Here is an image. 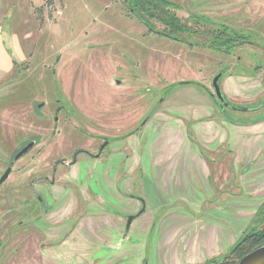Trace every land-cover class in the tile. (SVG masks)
<instances>
[{
	"label": "rangeland",
	"instance_id": "obj_1",
	"mask_svg": "<svg viewBox=\"0 0 264 264\" xmlns=\"http://www.w3.org/2000/svg\"><path fill=\"white\" fill-rule=\"evenodd\" d=\"M167 1L194 30L189 44L149 32L123 0L2 1L3 41L14 55L8 41L15 37L19 59L0 74V177L11 167L0 183V264L83 260L75 247L101 242L97 233L112 225L111 207L140 198L142 172L124 170L129 160L139 163L143 126L151 119V126L160 120L183 126L201 158L202 185L211 197L199 209V222L210 211L232 224L233 211L242 209L241 228L219 262L264 226V211L257 214L264 204V0ZM224 27L250 44L229 56L202 45L209 31ZM221 70V91L230 89L226 100L246 110L221 113L208 95ZM184 86L209 97L207 118H183V109L176 114L164 106L175 97L185 100ZM168 209L173 216L150 213L146 264H157L152 247L159 227L172 226L178 212L194 214L186 202ZM164 214L162 223L168 222L160 225ZM120 222L126 230L127 219ZM174 251L167 247L158 256Z\"/></svg>",
	"mask_w": 264,
	"mask_h": 264
},
{
	"label": "crops",
	"instance_id": "obj_2",
	"mask_svg": "<svg viewBox=\"0 0 264 264\" xmlns=\"http://www.w3.org/2000/svg\"><path fill=\"white\" fill-rule=\"evenodd\" d=\"M2 1L0 0V74H6L11 71L13 63H16L17 58L19 59V55L16 52V47L13 46L14 43H17L14 36L11 35L8 41V44L13 48L14 55L7 51L3 41L1 32ZM181 88L185 100L175 97L166 102L164 106L172 109L176 114L180 111L178 109H183L180 111L184 114L183 118H187L188 115L190 118L194 117V120L207 118L211 108L209 97L194 86ZM228 90H230L229 87L224 88L226 96L230 94ZM179 93L177 95L180 96ZM190 106L192 107L191 112L185 110ZM174 119L181 120L180 117ZM151 120L143 126L145 131H142V134L146 138V143L141 151L139 163L133 164L129 160L125 163L124 170L128 174L134 171L142 172L138 186L140 198L127 197L122 200V206L111 207L112 213L109 212L111 218H108V222L110 220L112 225L107 224V227L100 230V234L97 233V236L102 237L101 242L95 239L97 242L90 243V247H85L84 243L74 246L76 248L74 251L80 252L84 259L74 260L73 264H146L144 261L146 260L147 244L143 243V240L148 239L151 234L153 219L150 217V213L152 211L155 214L164 212L173 216L172 209L168 208L178 201L192 205L194 214L183 216L184 212H178V216L170 219L172 226L159 227L155 234L158 235V239H154L152 247V251L157 253L158 261L153 260V262L157 264H200L220 256L233 245L232 234L238 225L239 230L241 228L238 219H241L242 209L235 208L233 220L231 219L232 224L219 220V218L225 220V216L210 217V211L206 214L207 218H204L205 222H199L197 220V217L201 219L198 214L199 209L211 197L208 189L202 185L204 176L201 174V158L187 140L186 130L183 126H173L174 124L169 121L166 124L164 120L151 126ZM261 153L258 154L261 155ZM129 188L127 189L129 190ZM200 189L207 193V196H203ZM224 211L225 209L222 210V212ZM129 216H132L133 219L129 228L125 230V224L123 225L120 220L127 219ZM164 217L165 214L160 218V225H166L165 222H168L162 223L166 219ZM190 223L191 227H189ZM229 227L233 228L232 232L228 231ZM167 247H175L174 254L170 257L163 254V257L160 258L158 255L160 252L165 253ZM86 254H88V258H85Z\"/></svg>",
	"mask_w": 264,
	"mask_h": 264
},
{
	"label": "trees",
	"instance_id": "obj_3",
	"mask_svg": "<svg viewBox=\"0 0 264 264\" xmlns=\"http://www.w3.org/2000/svg\"><path fill=\"white\" fill-rule=\"evenodd\" d=\"M123 3L129 13L151 33L185 44H189L187 40L195 33L194 30L182 23L175 14L174 5L167 0H123ZM156 23L160 24L163 29L158 31ZM206 40L202 43L204 47L225 56L232 55L235 49L250 44L242 35L225 27L209 31ZM262 211H264V204L259 206L257 214ZM261 246H264V226L248 232L220 262L217 257H214L200 264H215L217 262L219 264H237L241 258Z\"/></svg>",
	"mask_w": 264,
	"mask_h": 264
},
{
	"label": "water",
	"instance_id": "obj_4",
	"mask_svg": "<svg viewBox=\"0 0 264 264\" xmlns=\"http://www.w3.org/2000/svg\"><path fill=\"white\" fill-rule=\"evenodd\" d=\"M223 74V70L219 71L211 80V88L213 92L208 91V95L212 100L215 101L216 106L218 107L221 113H224V109H232V110H246L238 107L230 106L224 96V93L220 88V80ZM34 145V142H30L25 148H23L15 157V160L19 157L23 156L26 152H28ZM11 167H8L3 175L0 177V183H2L7 176L9 175ZM133 217L129 216L127 218L126 228H129L130 223ZM237 264H264V246H261L252 252L245 255Z\"/></svg>",
	"mask_w": 264,
	"mask_h": 264
},
{
	"label": "flooded vegetation",
	"instance_id": "obj_5",
	"mask_svg": "<svg viewBox=\"0 0 264 264\" xmlns=\"http://www.w3.org/2000/svg\"><path fill=\"white\" fill-rule=\"evenodd\" d=\"M226 99V98H225ZM227 101V100H226ZM227 103L230 105V103L227 101ZM230 106H233V105H230ZM233 107H237V106H233ZM238 108H241V107H238ZM243 109V108H242ZM106 145V144H105ZM105 145H103V146H101V147H103L102 149H101V147H100V151H102L106 146ZM105 146V147H104Z\"/></svg>",
	"mask_w": 264,
	"mask_h": 264
}]
</instances>
